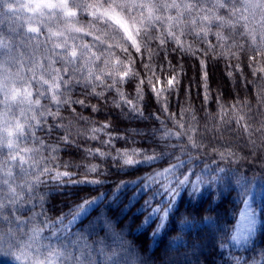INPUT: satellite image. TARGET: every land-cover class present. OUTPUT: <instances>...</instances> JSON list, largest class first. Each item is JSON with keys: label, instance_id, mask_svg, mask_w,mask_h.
Segmentation results:
<instances>
[{"label": "clouds", "instance_id": "clouds-1", "mask_svg": "<svg viewBox=\"0 0 264 264\" xmlns=\"http://www.w3.org/2000/svg\"><path fill=\"white\" fill-rule=\"evenodd\" d=\"M0 264H264V0H0Z\"/></svg>", "mask_w": 264, "mask_h": 264}]
</instances>
